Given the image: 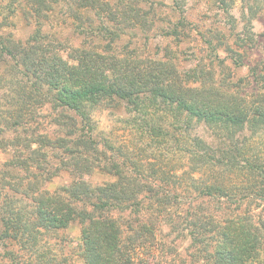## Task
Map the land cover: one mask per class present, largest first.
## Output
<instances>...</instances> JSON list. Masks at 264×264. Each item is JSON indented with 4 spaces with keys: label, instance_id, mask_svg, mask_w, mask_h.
<instances>
[{
    "label": "trees",
    "instance_id": "trees-1",
    "mask_svg": "<svg viewBox=\"0 0 264 264\" xmlns=\"http://www.w3.org/2000/svg\"><path fill=\"white\" fill-rule=\"evenodd\" d=\"M25 1L37 17L49 9L47 0ZM80 1L81 9L97 11L100 26L88 22L78 31L106 39L103 53L75 49L74 64H69L55 45L44 41L40 30L26 46L0 38V65L12 62L14 77L9 84L17 96V108L8 112L0 132L26 127L35 132L38 126L32 125H38L40 118L37 110L45 105L51 106L54 125L59 127L54 138L33 133L35 148L27 139L21 147L16 143L19 148L12 150L0 170L1 258L9 264H67L72 250L65 230L78 224V248L85 264H155L150 259H156L157 234L165 224L170 233L185 227L191 246L205 264H264V218L254 222L249 212H238L244 201H264V154L248 157V141L264 132V69L257 76L253 72L256 94L248 98L239 92L225 93L211 86L202 70L181 71L169 59L142 62L106 55L123 29L152 27L150 16L156 7L149 0ZM242 1L255 5L253 11L247 8L252 15L264 10V0ZM220 2L226 10V2ZM173 9H181L178 0H173ZM172 34L180 41L191 38L182 30ZM246 37L232 40L241 48L254 42L250 35ZM220 43L218 47L235 53ZM119 103L141 120L149 107L182 121L186 136L180 134L176 140L175 154L179 163L188 158V170L176 174L165 169L170 151L158 156L160 167L149 162L147 170L133 164V170L124 171L113 164L108 167V159L100 161L98 155L103 158L105 154L99 146L104 152L112 149L107 139L101 144L96 137L91 110ZM192 121L213 131L218 144L213 147L189 134ZM142 129L166 146L169 134L164 128L146 123ZM56 150H60L58 157L53 153ZM50 157L59 164L53 166ZM17 170L24 171V176L16 174ZM63 170L71 181L52 193L22 188L23 181H49ZM114 170L116 182L91 184L84 178ZM206 170H219L230 177V184L220 182L218 175L211 182L194 178L193 174ZM233 175L242 184L237 185ZM207 200L214 211L211 207L204 211Z\"/></svg>",
    "mask_w": 264,
    "mask_h": 264
},
{
    "label": "rangeland",
    "instance_id": "rangeland-1",
    "mask_svg": "<svg viewBox=\"0 0 264 264\" xmlns=\"http://www.w3.org/2000/svg\"><path fill=\"white\" fill-rule=\"evenodd\" d=\"M149 1L156 7L150 16L152 27L123 29V33L111 45L110 51L105 53L106 55H115L123 59L133 58L142 62L150 59L161 61L169 59L181 71L202 70L211 86H217L225 93L239 92L248 98H252L256 94L257 85L253 72L257 76L264 69V10H259L252 15L247 11V8L250 7L253 11L255 5L242 0H224L227 4L226 10L220 2L222 0H178L181 6L179 10L173 9V0ZM47 3L49 9L37 17L25 0H19L17 3H12V0H0V38H11L26 46L27 41L37 30H40L45 36L44 41L55 45L58 54L69 64H74L71 54L75 49L105 52L106 39L88 37L78 31V27L84 26L88 22L92 27L100 26V17L96 10L81 9L80 0H47ZM143 7L146 9V6ZM184 22L185 26L181 27ZM173 30H182L186 34H191V38L180 41L176 35L172 34ZM200 34L201 36L198 37L197 35ZM247 35H250L254 42L251 45L244 43L243 47L238 48L235 45V40L232 39L244 37L246 40ZM222 36H225L223 41L220 38ZM207 42H210V45ZM220 42L227 44L235 53L226 52L222 49L223 47H218ZM13 74L12 62L7 60V63L0 65V128L4 126L6 120H3L8 116V112L17 108L15 89L9 84L14 77ZM37 113L40 116L39 124L32 125L38 126L35 132L32 131L33 128L29 127L10 130L4 128L3 132H0V170L4 169L3 164L11 158L12 150L19 148L16 143L21 147L22 142L27 139L32 148H35L36 145L33 142L37 137L33 133L47 135L50 138L56 136L54 131H58L59 127L54 125L55 115L52 113L51 106L45 105L37 110ZM146 113L141 120L139 116L128 113L121 103L117 106H95L91 110L92 124L96 128L95 135L101 144L107 139L111 145L110 149H112V151L104 152L100 145L99 151L104 153L105 157L101 158V154V156L98 155V159L100 161L108 159L110 168L113 164L119 166V169L130 171L133 170L131 165L137 164L139 169L147 170L150 166L149 162H154L156 167H160L159 157L161 158L162 155L164 156L170 151L172 153L166 156L165 169L176 171V174L188 170V158L184 159L183 163H179V155L175 154L176 140L182 136L180 134L186 136L182 121L175 119L170 114L155 113L149 107ZM143 120L146 121L143 122ZM146 123L161 126L168 132L166 146H163L161 138L155 137L154 140L143 131L142 127H145ZM189 134L201 137L213 147L218 144L213 131L208 130L202 124L196 125L193 122V128ZM248 143L251 144L248 157L264 154V132L256 138L254 137L253 140H249ZM119 148H121L120 152ZM53 153L58 157L60 150ZM160 154L161 156H159ZM49 160L53 166L59 164L57 159L50 157ZM124 163L125 167L122 168ZM32 171L39 174L35 170ZM15 172L19 176L25 174L20 170ZM115 172L116 170L112 171V174H106L96 171L92 175H85L84 178L91 184H101L105 181L116 182L118 178L113 175ZM193 176L196 179L209 180L210 182L217 176L223 184H230V177L220 173L219 170L214 172L206 170L205 174L195 173ZM231 178L237 185L242 184L239 177L233 175ZM70 181L69 173L63 170L49 181L42 182L40 180L39 183L23 181L22 188H34L52 193ZM5 191H7L6 188ZM191 195H193L192 192ZM211 203L207 200L202 205L204 211H208L205 208H210ZM214 205L215 208L219 207L217 203ZM213 208L212 205L210 209L213 210ZM244 210L249 212L253 221L256 222L258 218H264V201H244L238 212ZM219 216L217 213L216 217L219 218ZM176 220L180 219L176 218ZM168 228L165 224L162 225L161 233L157 234L160 246L155 252L156 259H150V262L155 264H205L203 258L200 259L197 256L198 253H195V248L191 246L190 236L185 227L180 228L179 233H170ZM80 231L81 228L78 224H72L65 230L69 239L68 247L72 250L67 264H85L78 248ZM51 246L54 249L57 248V245ZM3 252L0 247V264H9L8 261L1 258ZM65 254L66 251L63 252V255Z\"/></svg>",
    "mask_w": 264,
    "mask_h": 264
}]
</instances>
